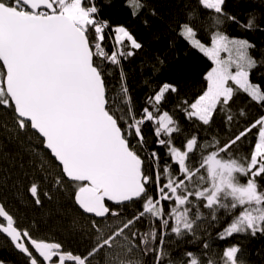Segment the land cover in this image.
<instances>
[{"label": "snow or ice", "instance_id": "6c2138e0", "mask_svg": "<svg viewBox=\"0 0 264 264\" xmlns=\"http://www.w3.org/2000/svg\"><path fill=\"white\" fill-rule=\"evenodd\" d=\"M226 3L196 0L172 25L188 51L210 62L200 91L189 98L177 83L146 81L149 92L137 111L122 65L143 45L102 16L113 0H0V124L37 142L51 164L31 179L22 172L13 187L33 208L67 195L89 225L83 249L73 250L42 236L38 222L22 224L0 198V235L24 264H96L100 256L103 264H142L129 258L133 253L152 264H248L242 242L217 251L202 239L207 228L197 231V222L207 221L222 242L264 237V57L251 55L256 45L246 38L193 24L203 12L215 25L264 31L253 13L241 21ZM143 6L131 0V14ZM114 70L117 85L109 83ZM117 88L122 104L113 96ZM241 94L258 111L249 118L241 109L244 123L233 130L238 117L230 113ZM218 118L224 135H209ZM145 126L154 138L150 150ZM245 142L247 153L239 156ZM127 204H138L130 216L120 211ZM187 236L197 250L173 255V237Z\"/></svg>", "mask_w": 264, "mask_h": 264}, {"label": "trees", "instance_id": "16d2710c", "mask_svg": "<svg viewBox=\"0 0 264 264\" xmlns=\"http://www.w3.org/2000/svg\"><path fill=\"white\" fill-rule=\"evenodd\" d=\"M143 5L139 15H132L131 0H129L128 7H125L124 0H113L112 6H105L102 12L104 18L110 19L114 24L125 26L143 45L137 55L124 61L122 65L126 84L130 90V98L135 103L137 111L143 104L146 93L149 92L146 81L153 86L164 80L177 83L182 92L187 93L190 98L200 91L201 73L210 65V62L201 54L188 51L172 31L173 22L175 20L183 21L186 13L196 5V0H143ZM225 8L228 12L238 16L241 21H247L249 13H253L257 22L264 27V0H227ZM193 24L197 28L206 25L223 30L232 38H246L256 45V48L251 50V55L257 60L264 57V31H245L232 24L215 25L213 19L203 12L193 20ZM200 35L202 39H208L203 31ZM173 42H175V46H172ZM158 58L164 60V65H159ZM155 68H159L160 71L155 72ZM118 80L119 76L114 70L113 75L109 78V83L117 85ZM113 96L118 104H122V93L118 88L113 92ZM164 108L173 111L170 104H165ZM241 109L248 112L249 118L254 117L258 111L248 103L242 94L235 99L230 114L238 117ZM2 115L0 113V116ZM177 118L179 119V116ZM4 119L7 120V117L5 116ZM243 123L244 118L238 117L237 123L232 126L233 130ZM182 127L185 130H190L187 123L182 122ZM224 132V126L218 118L209 135L223 136ZM144 133L147 139V148L150 150L154 147V138L148 126H145ZM248 148V142L242 143L237 154L245 155ZM42 166L51 168L40 145L34 140H29L27 136L16 137L14 134H10L0 124V198L9 203L22 224L38 222L42 236L60 239L66 247L82 250L88 239V219L79 215L67 195L58 196L51 203L46 202L43 208H33L13 187L14 182L19 186L17 177H21L22 172L29 179L35 175H44L40 171ZM113 207L117 206L113 205ZM119 207L122 215L130 216L137 211L138 204ZM204 211L207 213V210ZM228 219L230 217L223 220L221 228L227 224ZM197 224L200 225L197 228L200 233H203L207 228V233L202 235V239L211 240L215 250H222L230 242H242L244 259L248 264H264V237L259 235L256 238L235 237L233 241L222 242L215 239L219 228H209L207 221H198ZM140 227L143 229L144 225L141 224ZM173 238L175 239V243L171 245L173 255L185 249L197 250L196 243H189L192 240L191 236L183 239ZM0 258L8 261V264H24L23 257L13 252L9 241L2 235H0ZM129 258L140 260L142 264H152L151 257L140 256L138 253L130 254ZM104 259V256L98 257L96 264H103Z\"/></svg>", "mask_w": 264, "mask_h": 264}, {"label": "rangeland", "instance_id": "374dc122", "mask_svg": "<svg viewBox=\"0 0 264 264\" xmlns=\"http://www.w3.org/2000/svg\"><path fill=\"white\" fill-rule=\"evenodd\" d=\"M221 57H222L223 59H227V57H228V53H221Z\"/></svg>", "mask_w": 264, "mask_h": 264}, {"label": "water", "instance_id": "95a60500", "mask_svg": "<svg viewBox=\"0 0 264 264\" xmlns=\"http://www.w3.org/2000/svg\"><path fill=\"white\" fill-rule=\"evenodd\" d=\"M115 206V205H114Z\"/></svg>", "mask_w": 264, "mask_h": 264}]
</instances>
